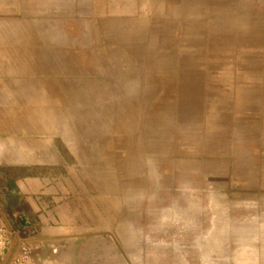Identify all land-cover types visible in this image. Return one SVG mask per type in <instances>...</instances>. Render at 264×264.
<instances>
[{
	"label": "crops",
	"instance_id": "crops-1",
	"mask_svg": "<svg viewBox=\"0 0 264 264\" xmlns=\"http://www.w3.org/2000/svg\"><path fill=\"white\" fill-rule=\"evenodd\" d=\"M204 31H224V50ZM92 71L156 79L144 122L126 132L116 116L100 161L39 172L27 159L58 153V127L72 126L73 104L51 95ZM106 94L103 84L97 121L110 128L103 111L122 105ZM0 143L18 171L0 225L36 262L189 264L223 238L228 254L264 264V0H0ZM6 194L28 207L16 211L24 235Z\"/></svg>",
	"mask_w": 264,
	"mask_h": 264
},
{
	"label": "rangeland",
	"instance_id": "rangeland-1",
	"mask_svg": "<svg viewBox=\"0 0 264 264\" xmlns=\"http://www.w3.org/2000/svg\"><path fill=\"white\" fill-rule=\"evenodd\" d=\"M224 11V9H222ZM237 17H246L240 15H234ZM213 17V16H211ZM217 19L224 21L225 15L220 14L215 16ZM256 33V32H255ZM202 36H206L209 38H213L216 40V47L219 50H224L225 46V37L224 31H211V32H201ZM210 34V35H209ZM78 70H80L81 65L78 63ZM94 68L96 64H93ZM94 70V69H93ZM92 76L89 79L77 78L69 80V87H72V93L70 94H57L56 96L51 95V97H55L57 102H61L66 104L68 107L69 103L73 104V119L72 126H68L67 124H62L58 127V141L55 143L58 148V153H53V148L48 151L35 152V156L28 161L40 162L41 165L39 172L41 173H64V166L70 165L74 168L80 166L81 159L83 160V164L85 163V159H87V155H94L95 161H100V157L98 158V149L99 142L98 137L103 134H108L112 131V123H116V119L120 116L123 118V124H125L124 129L126 132L130 131L132 127H134V122L137 124L144 122L146 109H145V101L150 97V83H153V89L157 87V80L153 79L152 81L149 79H130V78H106L104 80L100 79L95 71H92ZM64 82L61 81V85ZM106 88L105 99H108L110 102V107H112L113 95L112 93L118 94L120 93L121 97V110H109L103 111L105 115H108L110 118V128L107 126H103L101 122L97 121V115L102 112L99 109L100 103H98V95L97 92L99 89H102V86ZM85 90H88V95H85ZM97 95V96H96ZM65 96V97H64ZM101 98L102 95L100 94ZM134 98V99H133ZM110 99V100H109ZM88 103V105H87ZM135 105V107H134ZM81 112V113H80ZM69 113H71L69 111ZM82 114V116H81ZM85 114L90 117L85 119ZM65 120L62 122L64 123ZM138 127V125H137ZM36 129V127H35ZM69 137L73 142H71L74 151L73 155L69 153L64 143L59 141V138ZM3 144L0 143V154L3 150ZM8 144L5 143L4 146L7 148ZM17 146H21V144H16ZM30 151L35 150L33 148L34 144H26ZM36 145V144H35ZM13 151L15 147L12 146ZM16 161L13 158L6 159L0 158V172H14L18 173L16 169L12 170L6 167L3 163L5 162ZM3 185H5L4 181H2L0 176V193L3 189ZM6 187V186H5ZM2 210V209H0ZM3 213V212H2ZM185 242L187 240L180 239V242ZM190 258L189 264H242L244 262H250L253 257L245 255L243 258L241 255L236 254L230 255L226 252V241L221 238L217 239L216 243V253L214 255L201 254L200 256L196 255H188ZM255 258V257H254ZM140 264V263H138ZM250 264V263H248Z\"/></svg>",
	"mask_w": 264,
	"mask_h": 264
},
{
	"label": "built area",
	"instance_id": "built-area-1",
	"mask_svg": "<svg viewBox=\"0 0 264 264\" xmlns=\"http://www.w3.org/2000/svg\"><path fill=\"white\" fill-rule=\"evenodd\" d=\"M15 246V249L13 247ZM0 264H46L36 262L25 239L12 228L0 225Z\"/></svg>",
	"mask_w": 264,
	"mask_h": 264
},
{
	"label": "trees",
	"instance_id": "trees-1",
	"mask_svg": "<svg viewBox=\"0 0 264 264\" xmlns=\"http://www.w3.org/2000/svg\"><path fill=\"white\" fill-rule=\"evenodd\" d=\"M18 173H14V172H0V176L1 178L4 180L5 186L7 188V190L12 189V185H11V180H13L15 177H17ZM4 203L6 208L8 209V211L10 210L11 213H13L15 211V224L18 227L19 232L24 235V231L22 229L23 223L25 221L24 216L22 217V219L17 218L18 216L16 215V211H22L23 214H26V212L28 211V207L26 205L25 202H22L19 200V198L14 195V194H6L4 196ZM25 212V213H24Z\"/></svg>",
	"mask_w": 264,
	"mask_h": 264
},
{
	"label": "bare ground",
	"instance_id": "bare-ground-1",
	"mask_svg": "<svg viewBox=\"0 0 264 264\" xmlns=\"http://www.w3.org/2000/svg\"><path fill=\"white\" fill-rule=\"evenodd\" d=\"M97 96V95H96ZM65 97V96H64ZM100 98V97H99ZM81 113V112H80ZM81 116H82V114H81Z\"/></svg>",
	"mask_w": 264,
	"mask_h": 264
}]
</instances>
